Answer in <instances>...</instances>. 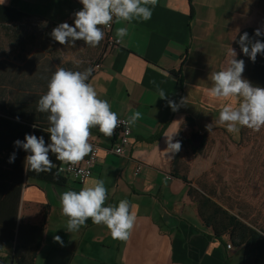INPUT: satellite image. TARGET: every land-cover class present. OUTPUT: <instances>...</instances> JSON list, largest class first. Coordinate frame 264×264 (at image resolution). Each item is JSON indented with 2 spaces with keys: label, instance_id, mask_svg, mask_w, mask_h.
Here are the masks:
<instances>
[{
  "label": "crops",
  "instance_id": "0c3cea01",
  "mask_svg": "<svg viewBox=\"0 0 264 264\" xmlns=\"http://www.w3.org/2000/svg\"><path fill=\"white\" fill-rule=\"evenodd\" d=\"M0 3L27 16L0 24L1 99L14 111L47 129L49 113L37 111V104L52 75L58 68L80 72L92 68L89 82L107 90L100 98L109 102L118 118L141 113L132 125L131 146L124 157L111 152L116 135L105 136L94 127L89 138L100 149L91 178L104 181V206H118L124 199L138 206L129 238L113 239L105 225L91 219L78 231L68 232L60 197L68 190L79 191L83 184L66 178L65 184L57 185L25 176L13 202L14 233L16 239L20 234L24 246L42 239L35 256L26 254V264H243V249L229 250L230 236L215 235L202 220L189 194L191 186L175 176V153L167 148L169 138L175 143L194 130L207 132L210 124V129L226 127L218 123L221 107L242 101L210 97L211 75L230 66L233 49L235 58L245 62L242 77L248 78L249 57L237 41L247 32L251 39L264 42V35L255 36L258 28L264 32V0H157L154 7L148 6L152 16L147 21L115 19L114 38L118 40L121 27L128 35L107 55L104 26H100L104 38L95 47L82 40L74 47L61 45L50 35L60 23L74 25V13L83 7L80 0ZM99 61L102 67L95 70ZM161 89L167 99L159 98ZM182 99L177 111L168 105V100L180 104ZM1 231L2 227L0 264H15L17 240L2 248Z\"/></svg>",
  "mask_w": 264,
  "mask_h": 264
},
{
  "label": "clouds",
  "instance_id": "9594fccd",
  "mask_svg": "<svg viewBox=\"0 0 264 264\" xmlns=\"http://www.w3.org/2000/svg\"><path fill=\"white\" fill-rule=\"evenodd\" d=\"M80 3L83 7L74 13V25L60 23L50 34L61 45L74 47L76 41L82 40L95 47L104 38L100 26L110 25L114 17L117 21H147L152 16V9L148 6L154 7L157 0H80ZM126 35V28L117 29V42ZM261 35L264 32L256 29L255 36ZM237 43L244 55L253 62L257 54L264 55V42L251 39L247 32L240 35ZM232 54L234 58L229 67L212 73L214 84L208 94L223 100L238 97L242 102L235 107L231 103L224 104L219 112L218 123L226 125L229 132L238 131V125L259 131L264 127V88L253 86L242 77L245 62L235 58L233 49ZM92 72V68L84 72L58 68L52 75L48 91L37 104V111L49 113V127L44 131L50 134V143L46 144L43 136L37 137L34 134H25L23 141H14L15 147L28 153L25 157L26 171L51 172L56 165L49 153L55 154L56 160L74 166L93 150L89 143L92 128L98 127L103 135L111 137L120 125L121 121L117 113L111 110L109 102L100 98V93H106L107 90L89 82ZM94 79L98 80L99 77ZM159 98L167 99L162 89ZM182 104L183 99L180 104L168 100L173 111H177ZM140 116L141 113L137 111L124 123L133 125ZM206 127L209 131L211 124ZM167 149L177 153L181 150V143H172L169 138ZM15 156V152L11 154L9 163H14ZM106 199L104 181L96 178H86L79 191L68 190L62 193L60 202L62 214L68 217L67 231H78L91 219L94 224L105 225L113 239L127 240L136 222L138 206L130 204L127 199L119 201L118 206H104ZM54 240L63 244L60 236H55Z\"/></svg>",
  "mask_w": 264,
  "mask_h": 264
},
{
  "label": "trees",
  "instance_id": "16d2710c",
  "mask_svg": "<svg viewBox=\"0 0 264 264\" xmlns=\"http://www.w3.org/2000/svg\"><path fill=\"white\" fill-rule=\"evenodd\" d=\"M27 16L14 7L3 6L0 3V24H11L20 22ZM247 80L253 85L264 88V55L257 54L253 62L249 58L247 70ZM0 90V228L2 227V248L15 241L14 233L16 226L17 213L13 207V202L19 198L23 179L27 176L33 180H39L50 184L62 185L66 183L58 170L62 162L56 160L55 154L49 153L50 159L56 165L51 172L36 173L25 170V157L28 155L22 148L14 146V141L24 140L25 134H34L37 137L43 136L44 139H50V135L42 130L45 127L40 121H35L32 117L25 115L24 112H16L12 109L9 102L1 99ZM36 125L34 131L31 128ZM199 147L193 145L192 137L180 138L181 150L175 153V176L182 179L191 186L189 194L197 205L199 214L207 227L213 230L215 235L228 234L230 242L234 248L243 249V264H264V224L253 219L252 216L242 210L236 214L217 204L211 197L206 195H197L192 182L185 174L179 170L182 151L188 145L193 146L195 153L203 151L206 145V135ZM16 154L14 163H9L12 153ZM17 246L15 249V264H26V254L31 252L36 255L42 239L34 241L35 245H22L20 234L17 236Z\"/></svg>",
  "mask_w": 264,
  "mask_h": 264
},
{
  "label": "rangeland",
  "instance_id": "374dc122",
  "mask_svg": "<svg viewBox=\"0 0 264 264\" xmlns=\"http://www.w3.org/2000/svg\"><path fill=\"white\" fill-rule=\"evenodd\" d=\"M193 135H206V145L199 153L193 146L185 147L179 170L196 194L211 197L234 214L242 210L264 224V127L256 131L240 126L236 132L217 127L186 136ZM202 139H195L193 145L199 147Z\"/></svg>",
  "mask_w": 264,
  "mask_h": 264
},
{
  "label": "built area",
  "instance_id": "2783aa9c",
  "mask_svg": "<svg viewBox=\"0 0 264 264\" xmlns=\"http://www.w3.org/2000/svg\"><path fill=\"white\" fill-rule=\"evenodd\" d=\"M115 17L113 18V21L108 26H104L105 29V54L107 55L110 50H112L115 47H118L120 42H117L118 40L114 38L112 35V29L115 22ZM102 67V62L99 61L95 65V70H99ZM121 121L120 125L114 130L113 134L117 136V144L112 148L111 152L117 156L124 157L127 155L128 149L131 146V137L133 134L132 125H127L124 123L127 119L119 118ZM98 128V127H97ZM93 146V150L86 155L82 161H80L78 164L72 166L68 164H62L58 167L59 173L67 178L73 180L75 183L83 184V181L86 178H91L94 173V169L96 165L98 164L99 155H100V149L99 146L95 143L89 142ZM71 169V170H70ZM141 171V168L137 170V173ZM227 248L231 250L233 248L232 244L230 243Z\"/></svg>",
  "mask_w": 264,
  "mask_h": 264
},
{
  "label": "water",
  "instance_id": "95a60500",
  "mask_svg": "<svg viewBox=\"0 0 264 264\" xmlns=\"http://www.w3.org/2000/svg\"><path fill=\"white\" fill-rule=\"evenodd\" d=\"M201 138V135H194L193 137H192V141H194L195 139H200Z\"/></svg>",
  "mask_w": 264,
  "mask_h": 264
},
{
  "label": "flooded vegetation",
  "instance_id": "af4514ba",
  "mask_svg": "<svg viewBox=\"0 0 264 264\" xmlns=\"http://www.w3.org/2000/svg\"><path fill=\"white\" fill-rule=\"evenodd\" d=\"M193 136H194V135H193ZM193 136H192V137H193Z\"/></svg>",
  "mask_w": 264,
  "mask_h": 264
}]
</instances>
